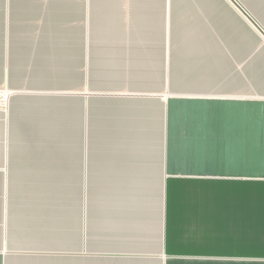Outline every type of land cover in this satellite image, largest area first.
Masks as SVG:
<instances>
[{
    "label": "crops",
    "instance_id": "obj_1",
    "mask_svg": "<svg viewBox=\"0 0 264 264\" xmlns=\"http://www.w3.org/2000/svg\"><path fill=\"white\" fill-rule=\"evenodd\" d=\"M233 1L0 0V264L257 262L264 0Z\"/></svg>",
    "mask_w": 264,
    "mask_h": 264
},
{
    "label": "rangeland",
    "instance_id": "obj_2",
    "mask_svg": "<svg viewBox=\"0 0 264 264\" xmlns=\"http://www.w3.org/2000/svg\"><path fill=\"white\" fill-rule=\"evenodd\" d=\"M258 192L246 193L244 192V221L251 219L253 212V220L258 222V236L257 242L253 244L252 249L244 248V259L248 258L257 260L253 264H264V231L262 227L264 225V177L258 179ZM246 185H244L245 188ZM252 209V212L250 211ZM248 253V254H247Z\"/></svg>",
    "mask_w": 264,
    "mask_h": 264
},
{
    "label": "water",
    "instance_id": "obj_3",
    "mask_svg": "<svg viewBox=\"0 0 264 264\" xmlns=\"http://www.w3.org/2000/svg\"><path fill=\"white\" fill-rule=\"evenodd\" d=\"M233 1V0H232ZM234 2V1H233ZM235 3V2H234ZM237 5V4H236ZM238 9L241 11V9L238 7ZM242 13H244L243 11H242ZM245 14V13H244ZM246 15V14H245ZM249 20H250V18H248ZM252 21V20H251ZM259 29V28H258ZM261 31V30H260ZM263 35H264V33L263 32H261Z\"/></svg>",
    "mask_w": 264,
    "mask_h": 264
},
{
    "label": "built area",
    "instance_id": "obj_4",
    "mask_svg": "<svg viewBox=\"0 0 264 264\" xmlns=\"http://www.w3.org/2000/svg\"><path fill=\"white\" fill-rule=\"evenodd\" d=\"M0 101H1V95H0Z\"/></svg>",
    "mask_w": 264,
    "mask_h": 264
},
{
    "label": "snow or ice",
    "instance_id": "obj_5",
    "mask_svg": "<svg viewBox=\"0 0 264 264\" xmlns=\"http://www.w3.org/2000/svg\"><path fill=\"white\" fill-rule=\"evenodd\" d=\"M262 163H264V161H262Z\"/></svg>",
    "mask_w": 264,
    "mask_h": 264
}]
</instances>
